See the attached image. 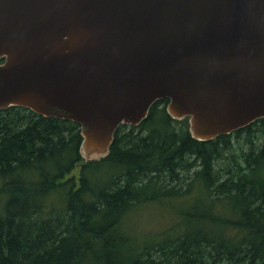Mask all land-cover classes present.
Instances as JSON below:
<instances>
[{
	"label": "trees",
	"instance_id": "trees-1",
	"mask_svg": "<svg viewBox=\"0 0 264 264\" xmlns=\"http://www.w3.org/2000/svg\"><path fill=\"white\" fill-rule=\"evenodd\" d=\"M167 103L120 124L97 161L78 123L0 109V264H264V117L200 141ZM233 137L248 148L221 167ZM151 203L178 221L132 235L129 215Z\"/></svg>",
	"mask_w": 264,
	"mask_h": 264
},
{
	"label": "water",
	"instance_id": "water-1",
	"mask_svg": "<svg viewBox=\"0 0 264 264\" xmlns=\"http://www.w3.org/2000/svg\"><path fill=\"white\" fill-rule=\"evenodd\" d=\"M0 109L80 126L110 152L158 99L207 141L264 117V0H0Z\"/></svg>",
	"mask_w": 264,
	"mask_h": 264
},
{
	"label": "rangeland",
	"instance_id": "rangeland-1",
	"mask_svg": "<svg viewBox=\"0 0 264 264\" xmlns=\"http://www.w3.org/2000/svg\"><path fill=\"white\" fill-rule=\"evenodd\" d=\"M247 148L248 145L245 143L244 138L236 139L233 137L230 149L224 152L219 159L220 166L224 167L226 164L232 166L237 162H241L242 152ZM2 196L0 195V211L3 209L4 203ZM176 221H178V216L175 209L164 203H151L133 211L129 215L125 227L136 232L131 233L136 237L152 236L159 233L163 228L170 227Z\"/></svg>",
	"mask_w": 264,
	"mask_h": 264
}]
</instances>
